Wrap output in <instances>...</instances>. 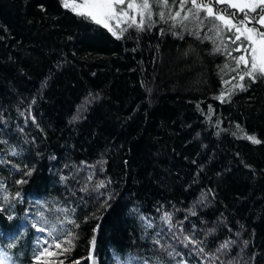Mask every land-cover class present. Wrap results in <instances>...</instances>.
I'll use <instances>...</instances> for the list:
<instances>
[{"label":"trees","instance_id":"1","mask_svg":"<svg viewBox=\"0 0 264 264\" xmlns=\"http://www.w3.org/2000/svg\"><path fill=\"white\" fill-rule=\"evenodd\" d=\"M154 20L117 39L61 0H0V181L21 196L0 240L15 236L21 260L46 235L31 228L42 211L79 225L45 264H264V79L232 88L207 26Z\"/></svg>","mask_w":264,"mask_h":264},{"label":"snow or ice","instance_id":"2","mask_svg":"<svg viewBox=\"0 0 264 264\" xmlns=\"http://www.w3.org/2000/svg\"><path fill=\"white\" fill-rule=\"evenodd\" d=\"M61 4L65 8H70L74 14L103 26L117 39L130 27L135 26L141 31L145 30L146 27H151L155 23L154 16L164 23L172 21L170 26L173 28L179 26L185 30H191L197 38H200V32L207 26V31L212 35L206 34L204 38L210 39L216 45L215 51L223 50L228 58L234 61V67L231 68V71L237 73L238 82L233 84L232 88L244 89L245 85L240 82L244 81L246 77L253 83L258 78L264 79V0H80V2L61 0ZM215 5H226V7L217 8ZM229 9L235 11H229ZM237 12L241 15L237 16ZM122 24H126L127 27H122ZM229 45H234V47H229ZM233 52L241 54L233 56ZM241 66H243V70ZM224 67L228 68L229 65L225 64ZM236 78L234 76L232 79ZM227 83H231V81H227ZM231 91L232 89H228L229 94ZM224 98V93L217 97L222 102ZM33 123H35L34 119ZM237 128L239 129V125ZM239 130L243 131L242 129ZM245 138L254 144L260 143V140L256 139L255 136L248 135ZM0 143H5V141H0ZM11 155H17L14 149L11 151ZM0 163H4V161L0 159ZM13 167L19 170L18 165L14 164ZM24 175L31 176L32 170L24 172ZM23 183H27V181L23 179L16 181V184ZM104 187L103 181L96 185L97 190ZM10 197L11 200L21 199L19 192L12 195L7 191V185L0 181V213L7 215L9 220L13 218L9 214L12 207ZM60 211L67 213L69 210L65 208ZM191 214L195 215L194 212ZM33 215L35 218L31 223V228L37 233H45L46 235L36 237L31 257L26 262L15 253L8 251L9 248L15 247L13 243L16 239L15 236L7 241L0 240V264H45L43 257H55L71 250L74 234L71 231L63 232L62 227L64 223L79 227L74 220H61L58 225L55 221L47 218L42 211ZM141 219L144 218L141 217ZM161 219L169 231L175 227L170 213L165 212ZM152 226L151 223L146 224V228ZM98 228L99 225L94 231ZM3 231V228L0 227V233ZM181 231L183 232V229ZM159 234L157 233V235ZM16 235L18 236L19 233ZM154 242L160 244L158 239ZM181 242L185 247L191 244L194 248L202 243L189 235H184ZM231 243V241H226L217 251L227 249ZM53 244H55L56 249H61V252L51 251ZM65 244L68 246L62 248V245ZM91 244L94 248L95 236H93ZM204 251V248L200 246L199 252L204 253ZM168 254L169 256L173 255L172 252ZM216 258L218 259V257ZM89 259L92 260L93 257L89 255ZM132 259L129 257L125 264H131ZM58 264H64V262L58 261Z\"/></svg>","mask_w":264,"mask_h":264},{"label":"rangeland","instance_id":"3","mask_svg":"<svg viewBox=\"0 0 264 264\" xmlns=\"http://www.w3.org/2000/svg\"><path fill=\"white\" fill-rule=\"evenodd\" d=\"M77 2H80V0H77ZM215 6H217L218 8H224V7H226V5H215ZM67 9H69L70 11H71V9L70 8H67ZM229 11H235V10H232V9H229ZM72 12V11H71ZM237 16H240V13H238L237 12ZM95 23V22H94ZM101 26V25H100ZM122 27H127V25L126 24H122L121 25ZM103 27V26H102ZM258 27V26H257ZM104 28V27H103ZM136 27L135 26H133V27H130V28H128V32L129 31H131V30H134ZM106 29V28H105ZM107 30V29H106ZM127 31H125V32H127ZM229 46H231V45H229ZM247 78V77H246ZM248 80H249V78H247Z\"/></svg>","mask_w":264,"mask_h":264},{"label":"bare ground","instance_id":"4","mask_svg":"<svg viewBox=\"0 0 264 264\" xmlns=\"http://www.w3.org/2000/svg\"><path fill=\"white\" fill-rule=\"evenodd\" d=\"M215 7H217V6H215ZM217 8H218V7H217ZM202 15H203V13H202ZM170 22L172 23V21H170ZM185 23H187V22H185ZM190 27H191V26H190ZM175 28H176V27H175ZM175 28H173V29H175ZM192 36L195 37V35H193V34H192Z\"/></svg>","mask_w":264,"mask_h":264}]
</instances>
